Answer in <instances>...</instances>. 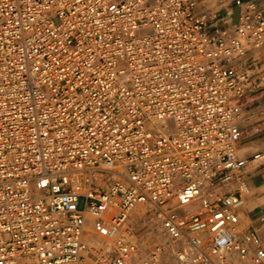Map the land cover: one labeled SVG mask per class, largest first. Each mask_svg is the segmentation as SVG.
Returning a JSON list of instances; mask_svg holds the SVG:
<instances>
[{"label": "built area", "instance_id": "2783aa9c", "mask_svg": "<svg viewBox=\"0 0 264 264\" xmlns=\"http://www.w3.org/2000/svg\"><path fill=\"white\" fill-rule=\"evenodd\" d=\"M212 6L0 0V264H264V1ZM138 204L166 237L145 257Z\"/></svg>", "mask_w": 264, "mask_h": 264}, {"label": "rangeland", "instance_id": "374dc122", "mask_svg": "<svg viewBox=\"0 0 264 264\" xmlns=\"http://www.w3.org/2000/svg\"><path fill=\"white\" fill-rule=\"evenodd\" d=\"M209 2L212 5H216L218 4V0H209ZM259 53H261V55H264V50H253L250 52V55L255 54L257 57H259ZM259 59H257V63H258V67L254 68V72H258L259 70V65L261 64L260 61H258ZM256 107V106H255ZM252 112H256V117L251 118L250 122H253L255 120H259L260 118H264L263 115L260 116L258 115V112L254 109H251L248 111V113H252ZM248 131H247V135L248 137L246 138L245 142L246 144L244 146H247L245 148V151L249 152V153H253L257 150L263 149L264 148V143L261 139V137L259 135H250L251 131H250V126L248 125ZM264 167V164H261L260 166L253 168V167H249L246 168L249 170V172H255L258 169ZM245 169V170H246ZM85 204V200L84 198H80L79 200V207L83 208ZM146 214V208L144 206H142L141 211H137L136 214H130L129 217V221H131L134 224V228L137 232V234H139L141 237V239L143 240V248H142V252H141V256L145 257L146 255H148L150 253V251L153 249V247L157 244V243H166V237L163 236L159 230L158 227L152 226L150 224H144L142 223V218L144 217V215ZM242 228H245L244 225H241ZM94 237V236H93ZM168 244V242H167ZM164 260H166V263H159V264H174V260L168 256L165 255L163 257ZM26 264H34L31 261H27ZM92 264V262H91ZM227 264H245V261L238 255H232L230 256Z\"/></svg>", "mask_w": 264, "mask_h": 264}, {"label": "crops", "instance_id": "0c3cea01", "mask_svg": "<svg viewBox=\"0 0 264 264\" xmlns=\"http://www.w3.org/2000/svg\"><path fill=\"white\" fill-rule=\"evenodd\" d=\"M264 1V0H260ZM209 0H198V10H214ZM235 15L238 14V7L232 6ZM224 9L219 11V14L223 13ZM251 110V109H250ZM258 115L264 117V101L258 103L255 107ZM245 182L247 186V203L242 209V224L245 229L256 231L260 234L264 245V167L258 169L255 172L245 171Z\"/></svg>", "mask_w": 264, "mask_h": 264}, {"label": "bare ground", "instance_id": "6f19581e", "mask_svg": "<svg viewBox=\"0 0 264 264\" xmlns=\"http://www.w3.org/2000/svg\"><path fill=\"white\" fill-rule=\"evenodd\" d=\"M141 209H142V206L140 205V204H138V205H136L134 208H133V210H132V214L134 215V214H136L137 213V211L139 210V211H141ZM91 217H88V223H90V221H91ZM88 229H90V227L88 226L87 227V230ZM93 238V235H91V239ZM92 242H95V240L94 241H92ZM79 264H91V260L90 259H87V260H85V261H82V262H80Z\"/></svg>", "mask_w": 264, "mask_h": 264}]
</instances>
